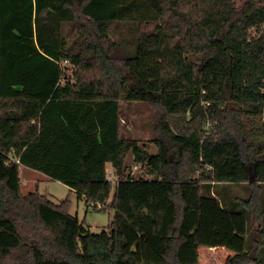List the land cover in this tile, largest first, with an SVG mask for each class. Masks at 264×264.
Returning a JSON list of instances; mask_svg holds the SVG:
<instances>
[{
  "label": "trees",
  "instance_id": "trees-1",
  "mask_svg": "<svg viewBox=\"0 0 264 264\" xmlns=\"http://www.w3.org/2000/svg\"><path fill=\"white\" fill-rule=\"evenodd\" d=\"M125 101L149 103L173 149L125 136ZM223 145L248 180L214 178ZM22 165L112 222L92 232L69 198L23 194ZM260 165L264 0H0V264H200L201 247L264 264Z\"/></svg>",
  "mask_w": 264,
  "mask_h": 264
},
{
  "label": "rangeland",
  "instance_id": "rangeland-1",
  "mask_svg": "<svg viewBox=\"0 0 264 264\" xmlns=\"http://www.w3.org/2000/svg\"><path fill=\"white\" fill-rule=\"evenodd\" d=\"M241 1V0H238ZM71 71H69V74ZM156 118L154 108L146 102H123V134L139 140L140 144L154 154L158 151L155 138L164 140L170 148L173 149L171 139L164 132L156 131ZM210 126L217 127V123L209 124ZM238 151L235 146L223 145L220 147L215 160L211 163L210 168L213 171V176L221 181H236L237 179L248 180L251 176L247 173V155L244 154L242 160L238 157ZM126 163L128 165V172L133 176L139 177L143 170L139 165H135L134 153L130 152L127 155ZM109 174H112V168H108ZM258 176H264V165H260L257 169ZM20 176L22 179L21 191L26 194L30 191L39 190L40 193L47 195L51 200L56 203L69 198L71 200L70 211L73 215H77L81 221L92 232H101L104 227H107L112 222L115 212L113 208L106 207L101 209L96 207L93 202L87 201L85 198L80 197L74 192L69 185L50 178L48 175L29 168L21 166ZM114 192V189H113ZM247 195V192H246ZM113 193L108 201L110 203ZM218 254L209 258L207 263V251L209 248L201 247L200 257L203 264H225L226 252L231 250L219 247ZM210 252V251H209Z\"/></svg>",
  "mask_w": 264,
  "mask_h": 264
},
{
  "label": "crops",
  "instance_id": "crops-1",
  "mask_svg": "<svg viewBox=\"0 0 264 264\" xmlns=\"http://www.w3.org/2000/svg\"><path fill=\"white\" fill-rule=\"evenodd\" d=\"M109 166H111V168H112V165L110 164V163H108V167L107 168H109ZM112 171H113V168H112ZM206 248H209V251H207V263H208V261H209V258H211V255L212 256H216V254H218V249H219V247H206ZM201 250V249H200ZM233 252V251H232ZM234 254V252L233 253H229V252H226L225 253V255H227V257L226 258H228L230 255H233ZM227 260V259H226ZM225 263H226V261H225ZM200 264H203V261H202V259H201V257H200Z\"/></svg>",
  "mask_w": 264,
  "mask_h": 264
},
{
  "label": "built area",
  "instance_id": "built-area-1",
  "mask_svg": "<svg viewBox=\"0 0 264 264\" xmlns=\"http://www.w3.org/2000/svg\"><path fill=\"white\" fill-rule=\"evenodd\" d=\"M109 179L113 180V174H109Z\"/></svg>",
  "mask_w": 264,
  "mask_h": 264
}]
</instances>
